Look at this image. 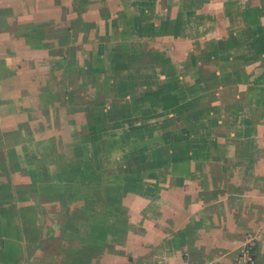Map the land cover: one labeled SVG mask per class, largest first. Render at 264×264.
I'll use <instances>...</instances> for the list:
<instances>
[{
    "label": "crops",
    "instance_id": "0c3cea01",
    "mask_svg": "<svg viewBox=\"0 0 264 264\" xmlns=\"http://www.w3.org/2000/svg\"><path fill=\"white\" fill-rule=\"evenodd\" d=\"M199 7L195 0H0V52L9 54L0 58V264H238L247 233L256 264H264V0H203ZM202 17L219 24L202 34L212 49L188 53L196 60L187 83L202 69L207 100L216 89L239 88L235 97L222 95L236 102L227 118L207 115L221 118L208 126L210 135L197 144L190 124L166 131L171 140L151 148H169L167 157L158 149L148 156L150 147L139 144L145 150L127 151L115 173L106 167L110 157L100 156L102 147L110 153L100 131L135 126L114 118L95 139L73 130L70 140L62 136L69 129L61 107L75 102L64 87L77 70L100 71L98 48L79 62L85 45L109 36L124 44L174 39V32L195 38L191 25ZM141 18L155 25L140 30ZM31 57L34 78L22 72L20 83L17 70ZM221 62L236 83L217 73ZM52 83L58 88L50 93Z\"/></svg>",
    "mask_w": 264,
    "mask_h": 264
},
{
    "label": "rangeland",
    "instance_id": "374dc122",
    "mask_svg": "<svg viewBox=\"0 0 264 264\" xmlns=\"http://www.w3.org/2000/svg\"><path fill=\"white\" fill-rule=\"evenodd\" d=\"M202 1L203 0H195V5L197 7L195 10L199 11V4H202ZM204 1L207 2V0ZM151 5L153 6V4ZM131 8H133V6ZM136 10L141 11L142 5H139ZM132 12H134V10ZM52 13L54 14L55 12ZM131 21L132 20H130L129 23ZM139 21L140 27L138 28L140 30H146L148 26L152 27L155 25L154 18L148 20L141 18ZM216 23L219 24V22L211 23L210 21H204L203 17L198 21L195 19L191 25V33L193 34L192 36H196L195 38L190 37L188 39H182L179 38L181 37L180 33L174 32V39H141L140 37H134L131 43H129L128 39L124 44L122 42L124 41L122 37H116V39H114L112 36H109V38L104 39L103 37L99 39V41L92 40L93 42L89 43L87 46L85 45V50L80 53L78 52L77 58L79 62L82 58H86L89 52H99V58L102 59V61H99L100 71L89 69L87 72L85 69L84 72H81L77 70L76 74H74L75 79H72V81L69 80V82H77V85L79 83V85L76 86V94L74 93L75 83L73 85L67 84V88L64 87V89H67V93H72L70 96L74 97L75 102H69L66 106L61 107L65 113L63 119L66 121L69 129L67 131L65 130V133L61 135L63 137L66 135L67 140H70V131L73 130L79 133L81 131L82 134H87L89 137L95 139L97 138L96 132L98 128L100 130H105L104 128L107 124H109L111 128V124H113L115 120L117 124L121 121L128 125L131 124L135 126V129L131 132H119L121 128L115 133L100 131V142H108L110 148L109 154L102 155V152L106 149V147H102L100 156L101 158L110 157L111 163L106 167L110 166L109 170L114 168V173L116 169L119 170L118 166H122L124 163L122 159L127 156L125 155L127 151L130 153L136 152V154H138L140 150H145L141 149L139 144H142V147L146 145L150 147L147 150L148 156H151L150 152H156L158 149H155V145L151 148V143L160 142V145L164 147L163 144H166V141H164L166 136L171 140V134L166 131L177 128L182 129L190 124L195 127L194 136L197 144H199L201 139L205 137L204 135H210V131H208L210 128L208 126L211 122L213 126L220 125L219 122L221 118L219 116L209 115V117H207V115L210 113L218 114L224 112L225 118H227L231 110L235 111L236 102L233 100L229 102V100L222 98V95L235 97L237 94L236 92L239 90L236 86L232 88L216 89V97L214 99L210 97L207 100L204 95L211 87H208L210 86L208 80L201 81V78H198V76L206 75V73H202V69L195 75L197 78L193 81L194 83H187V78L189 77L188 73L192 71L190 66H192V61L196 60L192 54L189 55L188 53H191V51H194L193 53L198 52L201 45L202 47L199 50L203 52L201 53L203 55H205V50L212 49V46L202 44V34L204 28H207L210 24L216 26ZM177 29L181 30L180 24H178ZM209 37L210 35H207L208 39ZM145 41H147V43ZM3 44L4 43L1 41L0 46H4ZM87 49L91 50L86 51ZM155 49L162 50L159 56L160 59L159 57H155L153 55L154 53H149L151 50ZM96 50L97 52H95ZM5 55L0 52V58ZM213 57H215V55H209L207 59L209 60ZM109 62L110 65L108 68L103 70ZM222 63L223 62H221L217 73H226L228 79L236 83L238 80L236 72L231 70L229 73V66L222 65ZM35 66H37L36 60L31 57L28 63L29 68L19 67L16 79H18L20 83L25 82L26 78L20 75L22 72L28 74L30 79H33L34 71L37 70L34 68ZM159 66L160 68L158 69L157 67ZM184 67L187 68L184 69ZM182 70L184 71V75L181 74L180 79L179 77L174 79L175 74L178 72L181 73ZM210 74L208 72L209 76ZM177 75H179V73ZM88 79H95V81L87 82ZM54 81L56 82V79H54ZM57 88L58 83H52L50 85V93L57 90ZM244 91L248 92L250 90ZM187 96H189V98ZM66 107L67 111L65 109ZM76 109H78V111H76ZM93 111H95V115L90 116L89 114ZM222 120L225 119L222 118ZM51 121L52 124L58 122V125H61L58 117H52ZM224 125L230 124L227 122L224 123ZM123 126V129L126 128V125ZM139 126L143 127L141 133L139 132ZM62 127L63 125L61 128ZM79 127H81V129H79ZM88 128H90L91 131ZM120 131H122V129ZM214 134L217 135L216 133ZM214 134L211 136H215ZM180 135L183 134L181 133ZM184 138L187 137L185 136L182 139ZM64 151L68 154L67 156L71 155L68 149ZM165 151H168V153L170 152L169 148L163 151L159 148L158 155L167 157L168 154H164ZM110 172L112 173L113 170Z\"/></svg>",
    "mask_w": 264,
    "mask_h": 264
},
{
    "label": "built area",
    "instance_id": "2783aa9c",
    "mask_svg": "<svg viewBox=\"0 0 264 264\" xmlns=\"http://www.w3.org/2000/svg\"><path fill=\"white\" fill-rule=\"evenodd\" d=\"M238 264H256L255 261V238L247 233L243 239V245L239 252Z\"/></svg>",
    "mask_w": 264,
    "mask_h": 264
}]
</instances>
